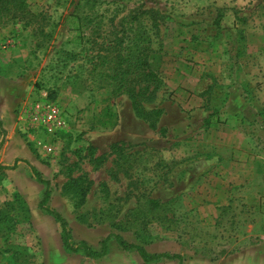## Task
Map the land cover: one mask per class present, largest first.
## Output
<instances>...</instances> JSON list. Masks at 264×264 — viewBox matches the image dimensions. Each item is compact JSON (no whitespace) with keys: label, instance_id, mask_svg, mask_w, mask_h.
Returning <instances> with one entry per match:
<instances>
[{"label":"rangeland","instance_id":"rangeland-1","mask_svg":"<svg viewBox=\"0 0 264 264\" xmlns=\"http://www.w3.org/2000/svg\"><path fill=\"white\" fill-rule=\"evenodd\" d=\"M25 5L27 25L0 15V264H179L114 240L95 260L65 252L36 174L74 244L112 234L181 264H264V0ZM122 30L121 56L151 36L158 86L142 103L159 117L113 95ZM47 103L65 122L54 135L33 120Z\"/></svg>","mask_w":264,"mask_h":264},{"label":"trees","instance_id":"trees-1","mask_svg":"<svg viewBox=\"0 0 264 264\" xmlns=\"http://www.w3.org/2000/svg\"><path fill=\"white\" fill-rule=\"evenodd\" d=\"M10 10L13 11L12 18H17L19 20L26 19L28 12L26 10L25 0H0V15L5 16L9 14ZM145 13L148 10L144 11ZM154 13V12H153ZM130 19L131 25H137V21L140 19L139 16L133 15L128 17ZM27 20V19H26ZM69 30L77 34L79 38L81 35V29L79 27V18L76 15H70L66 18ZM127 21V20H126ZM29 20L25 22L27 25ZM150 29V28H149ZM148 29V30H149ZM122 36L117 38L114 42L115 47L112 49L115 53V65L112 67L114 69V76L112 78H118V84L116 89H114L113 95L125 94L132 108L133 113L143 120H148L150 116L159 117L161 114L160 110L147 111L145 110L142 102H151L154 99V91L158 86V80L153 71L149 68L148 57L153 53V49L150 46L151 36H147L146 46L135 45L133 48L128 49L125 56L120 55V51L116 47L121 48L124 40L128 38L126 35V30L120 31ZM117 32V33H120ZM117 36V34H115ZM144 36V33H142ZM79 43V42H76ZM110 78V76H107ZM153 89L150 91V87ZM151 129L155 128V123L150 122ZM118 145H114L113 149H118ZM37 180L46 185V190L38 203V208L45 214L52 216L53 219L59 224L60 227V239L61 244L65 252L69 253H80L82 256L95 260L105 257L108 254V245L110 240H114L118 247L122 251L134 250L144 263L156 262L159 260H172L177 259L179 264H181V257L179 255H170L167 253L159 254H148L146 251L138 245L126 242L123 238L118 235L110 234L102 241H100L97 247H92L80 241L76 244L71 242L70 231L67 228V223L64 218L56 211L50 209L47 205L50 199V191L48 189V182L42 180L38 174H36ZM154 203V202H153Z\"/></svg>","mask_w":264,"mask_h":264},{"label":"built area","instance_id":"built-area-1","mask_svg":"<svg viewBox=\"0 0 264 264\" xmlns=\"http://www.w3.org/2000/svg\"><path fill=\"white\" fill-rule=\"evenodd\" d=\"M33 120L48 135L62 131L65 126L60 109L53 103L38 106L34 112Z\"/></svg>","mask_w":264,"mask_h":264}]
</instances>
